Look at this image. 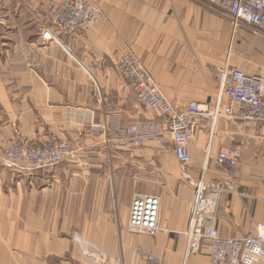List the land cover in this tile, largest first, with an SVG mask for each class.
Returning a JSON list of instances; mask_svg holds the SVG:
<instances>
[{
	"label": "crops",
	"instance_id": "0c3cea01",
	"mask_svg": "<svg viewBox=\"0 0 264 264\" xmlns=\"http://www.w3.org/2000/svg\"><path fill=\"white\" fill-rule=\"evenodd\" d=\"M61 0H0V264H209V243L185 259L194 189L185 180L233 181L220 202L223 238L254 234L264 223V137L258 123L220 119L197 128L182 167L171 137L141 148L120 142L134 124L166 121L139 102L118 72L133 52L179 110L214 107L220 71L264 76V36L200 0H88L102 21L61 44L41 38ZM32 141H69L73 154L54 169L2 164L14 131ZM74 138H77L75 140ZM240 148L232 169L216 165ZM152 186V187H150ZM136 194L161 198L156 237L128 229ZM262 264V263H260Z\"/></svg>",
	"mask_w": 264,
	"mask_h": 264
},
{
	"label": "built area",
	"instance_id": "2783aa9c",
	"mask_svg": "<svg viewBox=\"0 0 264 264\" xmlns=\"http://www.w3.org/2000/svg\"><path fill=\"white\" fill-rule=\"evenodd\" d=\"M200 1L225 15L234 31L243 26L264 36V0ZM54 10L53 23L45 27L42 38L57 44L62 43L60 34L73 36L105 17L99 6L87 0H62ZM0 24L6 26L4 20ZM118 72L130 84L139 102L166 121V129L155 122L126 127L120 135V142L125 145L141 148L148 139H159L169 133L174 155L184 167L190 162L188 146L195 130L202 128L214 132L220 119L256 122L264 137V76L224 68L220 71L221 90L214 107L193 101L186 109L179 110L163 94L156 80L133 52L122 55ZM72 154L71 144L67 141L34 143L16 131V138L6 148L2 163L19 171L54 169L70 159ZM242 158L240 148L227 147L218 154L215 162L219 168L228 170L237 166ZM185 180L194 189L185 233V259L198 254L203 243H209V264H264V223L256 225L253 235L238 239L221 237L216 227L221 199L235 193L234 182H206L204 176L198 181L186 176ZM160 221L161 198L136 194L130 209L129 231L156 237L162 231ZM148 262L159 264L152 256H148Z\"/></svg>",
	"mask_w": 264,
	"mask_h": 264
},
{
	"label": "rangeland",
	"instance_id": "374dc122",
	"mask_svg": "<svg viewBox=\"0 0 264 264\" xmlns=\"http://www.w3.org/2000/svg\"><path fill=\"white\" fill-rule=\"evenodd\" d=\"M62 1V0H61ZM60 1V2H61ZM88 1V0H87ZM59 2V3H60ZM88 2H90V1H88ZM58 3V4H59ZM91 3V2H90ZM57 4V5H58ZM91 4H93V3H91ZM57 5L54 7V9H56V7H57ZM94 5H96V4H94ZM96 6H98V5H96ZM53 9V11H52V19H51V23H53V12L55 11ZM100 9H101V7H100ZM102 10V9H101ZM103 12V11H102ZM104 19V18H103ZM1 21H3V20H1ZM5 21V20H4ZM5 23H6V26H7V22L5 21ZM50 23V24H51ZM1 25V24H0ZM48 25V24H47ZM47 25H44V27H43V30H42V34H43V32L45 31V27L47 26ZM89 29V28H88ZM85 30H87V29H85ZM85 30H82V31H85ZM62 36H64V35H62V34H60V37H62ZM66 37V36H65ZM68 37H72V36H68ZM41 38H42V35H41ZM43 39V38H42ZM49 42V41H48ZM16 131H19V133L21 134V135H23L22 134V132H21V130L20 129H16L15 131H14V138L10 141V143L12 142V141H14V139L16 138ZM166 135H167V137H169L170 138V135H169V133H165ZM24 136V135H23ZM25 137V136H24ZM25 138H27V137H25ZM28 139V138H27ZM154 139H156V138H154ZM154 139H148L147 141H151V140H154ZM28 140H30V139H28ZM159 140H161V141H163L164 140V136L163 137H161V138H159ZM30 141H32V140H30ZM32 142H34V143H38V142H43V143H52V142H44V141H37V142H35V141H32ZM67 142H69V141H67ZM9 143V144H10ZM70 143V142H69ZM8 144V145H9ZM71 144V143H70ZM8 147V146H7ZM6 147V148H7ZM71 149H72V146H71ZM6 150V149H5ZM74 151H73V149H72V153H73ZM4 153H5V151H4ZM3 158H4V155H3ZM3 158H2V161H3ZM3 164V163H2ZM150 187H152V186H150ZM149 195H152V194H149Z\"/></svg>",
	"mask_w": 264,
	"mask_h": 264
},
{
	"label": "bare ground",
	"instance_id": "6f19581e",
	"mask_svg": "<svg viewBox=\"0 0 264 264\" xmlns=\"http://www.w3.org/2000/svg\"><path fill=\"white\" fill-rule=\"evenodd\" d=\"M153 195V194H152Z\"/></svg>",
	"mask_w": 264,
	"mask_h": 264
}]
</instances>
